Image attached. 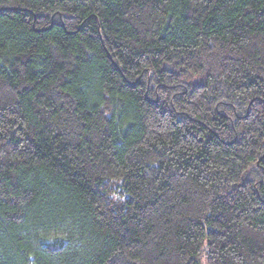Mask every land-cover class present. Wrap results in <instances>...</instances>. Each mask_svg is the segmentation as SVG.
Returning a JSON list of instances; mask_svg holds the SVG:
<instances>
[{
	"label": "trees",
	"instance_id": "1",
	"mask_svg": "<svg viewBox=\"0 0 264 264\" xmlns=\"http://www.w3.org/2000/svg\"><path fill=\"white\" fill-rule=\"evenodd\" d=\"M0 264H264V0H0Z\"/></svg>",
	"mask_w": 264,
	"mask_h": 264
}]
</instances>
